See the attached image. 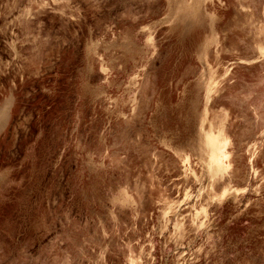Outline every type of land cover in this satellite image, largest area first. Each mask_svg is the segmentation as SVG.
<instances>
[{
	"label": "rangeland",
	"instance_id": "374dc122",
	"mask_svg": "<svg viewBox=\"0 0 264 264\" xmlns=\"http://www.w3.org/2000/svg\"><path fill=\"white\" fill-rule=\"evenodd\" d=\"M0 264H264V0H0Z\"/></svg>",
	"mask_w": 264,
	"mask_h": 264
},
{
	"label": "bare ground",
	"instance_id": "6f19581e",
	"mask_svg": "<svg viewBox=\"0 0 264 264\" xmlns=\"http://www.w3.org/2000/svg\"><path fill=\"white\" fill-rule=\"evenodd\" d=\"M211 146V145H210ZM213 149V148H212Z\"/></svg>",
	"mask_w": 264,
	"mask_h": 264
}]
</instances>
